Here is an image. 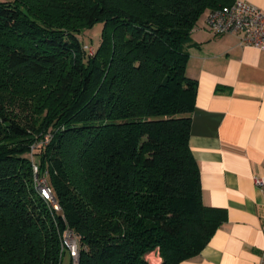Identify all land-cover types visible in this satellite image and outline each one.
Wrapping results in <instances>:
<instances>
[{
  "label": "trees",
  "instance_id": "obj_1",
  "mask_svg": "<svg viewBox=\"0 0 264 264\" xmlns=\"http://www.w3.org/2000/svg\"><path fill=\"white\" fill-rule=\"evenodd\" d=\"M233 1L0 0V264H62L68 226L79 264L204 248L227 210L202 200L186 67L201 15ZM97 23L91 53L81 34Z\"/></svg>",
  "mask_w": 264,
  "mask_h": 264
},
{
  "label": "crops",
  "instance_id": "obj_2",
  "mask_svg": "<svg viewBox=\"0 0 264 264\" xmlns=\"http://www.w3.org/2000/svg\"><path fill=\"white\" fill-rule=\"evenodd\" d=\"M264 10V0H244ZM209 13V12H208ZM186 72L198 81L189 144L202 200L227 210L208 243L179 264H261L264 248V49L214 34L206 17L192 31ZM62 264H73L66 255Z\"/></svg>",
  "mask_w": 264,
  "mask_h": 264
},
{
  "label": "built area",
  "instance_id": "obj_3",
  "mask_svg": "<svg viewBox=\"0 0 264 264\" xmlns=\"http://www.w3.org/2000/svg\"><path fill=\"white\" fill-rule=\"evenodd\" d=\"M206 22L214 34L234 33L238 36L241 45L264 49V10L254 4L244 0H234L230 4L211 10L207 15ZM88 49L94 53L92 47H88ZM33 168L36 173L35 183L39 193L54 210L61 211L62 207L54 195L47 174H38L37 163H33ZM254 182L264 190V177L255 176ZM62 248L70 253L73 264H79L80 241L72 227L68 226L63 232ZM152 255L158 259H151ZM147 259L151 263L157 264L162 261V256L156 249L147 255ZM261 264H264V248Z\"/></svg>",
  "mask_w": 264,
  "mask_h": 264
},
{
  "label": "rangeland",
  "instance_id": "obj_4",
  "mask_svg": "<svg viewBox=\"0 0 264 264\" xmlns=\"http://www.w3.org/2000/svg\"><path fill=\"white\" fill-rule=\"evenodd\" d=\"M208 11H205L199 19L207 18ZM103 24L97 23L94 26L87 28L83 31L81 34L82 40H84L86 43L90 45L93 49H98L102 40V26ZM49 136H46V139L43 140V143L48 142ZM151 259H158L156 256L152 255Z\"/></svg>",
  "mask_w": 264,
  "mask_h": 264
}]
</instances>
